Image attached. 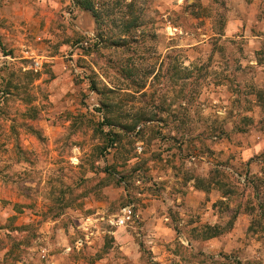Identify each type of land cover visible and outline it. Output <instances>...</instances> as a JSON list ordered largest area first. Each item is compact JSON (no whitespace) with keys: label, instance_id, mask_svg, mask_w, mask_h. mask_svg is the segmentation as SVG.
I'll use <instances>...</instances> for the list:
<instances>
[{"label":"rangeland","instance_id":"obj_1","mask_svg":"<svg viewBox=\"0 0 264 264\" xmlns=\"http://www.w3.org/2000/svg\"><path fill=\"white\" fill-rule=\"evenodd\" d=\"M263 134L264 0H0V264H264Z\"/></svg>","mask_w":264,"mask_h":264},{"label":"crops","instance_id":"obj_2","mask_svg":"<svg viewBox=\"0 0 264 264\" xmlns=\"http://www.w3.org/2000/svg\"><path fill=\"white\" fill-rule=\"evenodd\" d=\"M262 149H264V134L261 138V146H259L258 149H252L253 156L249 159V162L246 163V167L249 177H251L253 180L255 179L257 181H261L262 185H264V151L259 153ZM228 169L235 172L232 165ZM189 170L190 172L187 175L186 183L191 184L196 191L199 190L200 193L205 194L206 190L204 185H206V182L210 180L211 173H205V171H202L200 167H197L196 165H192ZM214 180L217 181L218 179L213 178V180L211 179L210 182H212L213 185H217L216 181Z\"/></svg>","mask_w":264,"mask_h":264},{"label":"built area","instance_id":"obj_3","mask_svg":"<svg viewBox=\"0 0 264 264\" xmlns=\"http://www.w3.org/2000/svg\"><path fill=\"white\" fill-rule=\"evenodd\" d=\"M36 65H39V62H36ZM135 216L134 209L131 205L125 206L122 209V213L117 219L114 220V224L118 226H125L127 223L132 220Z\"/></svg>","mask_w":264,"mask_h":264},{"label":"trees","instance_id":"obj_4","mask_svg":"<svg viewBox=\"0 0 264 264\" xmlns=\"http://www.w3.org/2000/svg\"><path fill=\"white\" fill-rule=\"evenodd\" d=\"M86 8V7H85ZM93 7H91V9H92Z\"/></svg>","mask_w":264,"mask_h":264}]
</instances>
